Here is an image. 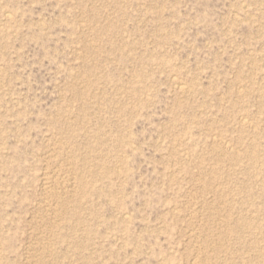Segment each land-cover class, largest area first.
I'll list each match as a JSON object with an SVG mask.
<instances>
[{"label": "rangeland", "instance_id": "374dc122", "mask_svg": "<svg viewBox=\"0 0 264 264\" xmlns=\"http://www.w3.org/2000/svg\"><path fill=\"white\" fill-rule=\"evenodd\" d=\"M0 264H264V0H0Z\"/></svg>", "mask_w": 264, "mask_h": 264}, {"label": "bare ground", "instance_id": "6f19581e", "mask_svg": "<svg viewBox=\"0 0 264 264\" xmlns=\"http://www.w3.org/2000/svg\"><path fill=\"white\" fill-rule=\"evenodd\" d=\"M7 15V14H6ZM8 18L10 17V16H7ZM185 87V86H184ZM64 183V182H63Z\"/></svg>", "mask_w": 264, "mask_h": 264}]
</instances>
